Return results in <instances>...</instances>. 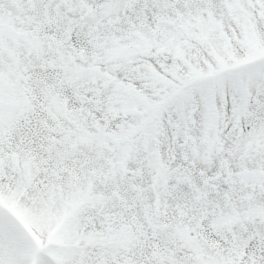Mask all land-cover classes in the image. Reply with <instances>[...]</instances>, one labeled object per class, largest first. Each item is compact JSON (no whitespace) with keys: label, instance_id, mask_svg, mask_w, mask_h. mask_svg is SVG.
I'll return each mask as SVG.
<instances>
[{"label":"snow or ice","instance_id":"1","mask_svg":"<svg viewBox=\"0 0 264 264\" xmlns=\"http://www.w3.org/2000/svg\"><path fill=\"white\" fill-rule=\"evenodd\" d=\"M0 264H264V0H0Z\"/></svg>","mask_w":264,"mask_h":264}]
</instances>
